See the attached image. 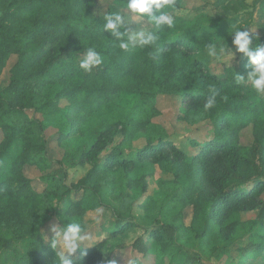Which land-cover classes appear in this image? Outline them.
I'll return each instance as SVG.
<instances>
[{"label":"trees","instance_id":"1","mask_svg":"<svg viewBox=\"0 0 264 264\" xmlns=\"http://www.w3.org/2000/svg\"><path fill=\"white\" fill-rule=\"evenodd\" d=\"M95 2L0 0V74L9 54L17 55L8 83L0 85V253L13 252L10 264H59L55 244L44 242V225L59 216L82 219L90 207L103 206L115 220L102 226L100 240L77 248L71 258L75 264H118L104 257L105 244L135 225L131 208L136 205L148 226L131 246L143 255L129 264H200L194 246L215 251L223 264H264V93L238 81L237 75L246 79L250 70L248 58L238 52L235 65H226L220 74L211 71L188 35L199 22L173 13L183 10L181 0L161 10L174 16V27L153 25L155 45L141 48L131 41L122 50L103 25L106 13L127 9V0H113L101 14L94 12ZM258 4L264 11V0ZM240 30L257 37L253 47L264 44V15ZM120 31H127L125 22ZM90 47L103 62L85 71L79 62ZM213 93L216 103L205 110ZM122 94L133 100L121 102ZM163 94L176 97L185 111L181 120L212 124L210 135L190 139V153L151 121L155 100ZM28 109L41 114L63 110L67 127L61 137L91 139L77 159L89 169L51 206L22 172L25 164L47 161L45 146L33 138L37 119L27 116ZM247 126L252 140L245 145L240 131ZM137 135L145 136L143 144H133ZM18 140L21 149L3 172L1 163ZM146 162L173 178L159 181L155 194L133 198L131 190H144L147 183L149 172L138 170ZM72 191H81V197L72 200ZM188 206L192 218L185 224ZM250 211L257 216L241 218ZM17 233L27 243L22 252L13 245Z\"/></svg>","mask_w":264,"mask_h":264},{"label":"rangeland","instance_id":"2","mask_svg":"<svg viewBox=\"0 0 264 264\" xmlns=\"http://www.w3.org/2000/svg\"><path fill=\"white\" fill-rule=\"evenodd\" d=\"M112 2L113 0H96L93 8L94 12L96 14L103 13ZM181 3L183 10L173 13L176 15H184L188 18L194 17L199 22V25H195L192 32L188 35L194 37L192 43L198 48L200 55L207 59L210 70L216 74H220L226 65H235L237 63L236 56L238 52L235 51V46L232 44V37L234 35L232 32L235 29H241L243 26L253 21H261L264 15V11L259 8L258 0H249L248 6L238 0H181ZM119 11L125 18L124 22L127 32H152V30H154L153 24L149 23L147 18L132 14L124 8H120ZM205 33L210 34V36L205 37ZM262 34L264 35V32ZM133 42L137 41L133 40ZM209 44H214L218 47L224 46L226 49L233 51V58L229 61L227 59L218 61L215 57L209 56L206 51ZM16 60V54H9L7 57L5 66L0 74L1 86L8 83L10 68L14 65ZM50 91H53V87ZM118 99L121 102L133 100L131 95L125 94L118 96ZM63 104L64 102L62 105ZM154 106L157 113L151 118V121L162 126L168 138L189 153L194 150L191 148L190 139L194 138L195 140H200L212 133V124L208 119L194 120L190 118L192 120H181L184 118L183 114L185 111L180 108L179 102L174 95H158ZM25 111L28 117L37 119V122L33 125V138L37 143L45 146L47 161L42 164H25L22 167V172L31 180V187L37 193L47 197L48 206H51L56 203L57 199L55 196L60 195L61 192L66 189V186H70L71 183H76L89 169L88 165H79L77 159L81 151L91 143V139L80 135L61 137L63 130L67 127V124H65L63 120V110H59L53 114H41L34 112L32 109ZM251 140L252 130L250 126H247L240 131V142L246 145L249 144ZM144 142L145 136L137 135L133 144H143ZM20 149L21 141L18 140L13 143L12 147L7 152V156L1 163V170L3 172L9 169L10 161L16 157ZM138 170H140V172L145 170L149 172V174L146 177L147 183L144 190L141 188L131 190L133 198L138 196L139 199H143L145 195L155 194V191L158 190L157 184L159 181L173 178L171 173L162 170L156 164L148 162L140 164ZM178 179L182 182L185 181L182 175ZM80 197L81 191H72V200L75 201ZM262 198H264V193L262 194ZM257 213V211L245 212L241 214V218L244 220L253 219L257 216ZM84 214L82 219H77L76 216H59L58 220L56 219L53 222L46 223L42 228L44 242H50L52 239V225L56 224L59 226L67 222L79 223L80 221L85 224L84 234L86 239L78 248L86 247L91 242L98 241L103 237L101 231L105 234V231H103L105 229L102 230V228L109 227L116 216L108 207L106 208L103 206H92L87 209ZM124 214V216L128 215L127 212ZM131 214L135 225L123 235L107 238L108 240L104 248V257L110 258L114 263L129 264L135 257H141L143 255L135 251L131 246L135 240L144 233L145 227L148 226V219L140 206L134 205L131 208ZM191 218L192 209L188 206L184 209L185 224L190 223ZM99 231L100 235L97 234ZM18 235L19 233L16 234L13 245L18 252H22L27 243L24 238L17 237ZM51 241L54 243L53 240ZM55 248L59 252L62 251L59 244H55ZM191 250L198 253V261L200 264H223V257H218L215 251H199L195 246L192 247ZM76 251L72 255H74ZM12 256L13 252L11 250L1 252L0 264H10V258ZM179 259H181V257L176 258V260ZM144 261L147 262L148 260L144 259ZM257 261H255V263Z\"/></svg>","mask_w":264,"mask_h":264},{"label":"clouds","instance_id":"3","mask_svg":"<svg viewBox=\"0 0 264 264\" xmlns=\"http://www.w3.org/2000/svg\"><path fill=\"white\" fill-rule=\"evenodd\" d=\"M174 7V0H127L126 3V8L130 13L146 16L149 23L156 28H160L162 25H166L168 28L174 27V16L167 11H161ZM154 10L159 14H154ZM104 19L106 22L103 29L119 42L118 46L122 50H128L132 46L131 41L133 40H136V44L141 48L155 45L158 40L157 35L151 31L138 33L120 31L125 18L119 12L106 13ZM239 29L232 32L234 34L232 44L235 46V51L243 53L248 58L250 70L246 74V79L244 76L237 75L238 81L250 85L257 93H264V44L259 43L253 47V42L257 37L250 36L246 30ZM206 51L209 56L215 57L218 61L225 59L229 61L234 56L233 51L214 44H209ZM102 62L101 55L90 47L79 62V67L85 71H90L92 68L101 65ZM215 103L216 97L213 93L207 98L204 109H211ZM51 232L53 233L51 240L62 248L59 254V264H75L71 255L86 239L82 225L78 222H67L59 226L54 224L51 226Z\"/></svg>","mask_w":264,"mask_h":264}]
</instances>
